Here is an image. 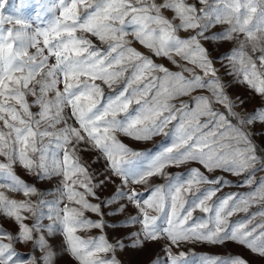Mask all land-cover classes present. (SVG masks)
<instances>
[{
    "label": "snow or ice",
    "instance_id": "6c2138e0",
    "mask_svg": "<svg viewBox=\"0 0 264 264\" xmlns=\"http://www.w3.org/2000/svg\"><path fill=\"white\" fill-rule=\"evenodd\" d=\"M33 3L36 20L45 10L59 14L47 27L33 28L22 12L31 6L28 0H19L18 4L0 0V176L9 181L0 184V189L22 192L26 197L45 194L17 175L14 168L20 165L38 181L60 177L56 189L59 196L55 201L39 202L41 207L50 204L45 217L37 205L9 198L0 191V212L14 218L19 228L13 236L0 226V264H37L34 254L27 261L14 259L17 254L12 242H31L43 252V264H52L55 252L48 237L58 232L63 234L64 249L80 264H121L117 251L143 250L149 243L162 240L165 256H157L151 264H191L188 253L173 252V248L187 243L218 247L235 244L264 260V177L255 179L257 171H264V147L253 139L264 136V104L246 115L235 111L237 102L228 95V85L203 43L235 41L236 46L215 61L226 69V75L235 76L237 83L264 98V0H214L222 8L214 7L209 0L193 4L187 0H57L51 6L44 0ZM165 10H172L173 19L179 23L165 16ZM5 11L11 14L5 15ZM5 24L11 27L5 29ZM126 24L135 25L132 33L125 30ZM222 25L227 27L211 31ZM78 30L108 47L99 48L87 36H77ZM180 30L190 35L181 37ZM130 35L132 40L128 39ZM133 40L152 55L133 47ZM30 48L35 52L30 53ZM153 56L167 58L180 71L156 63ZM53 58L55 62L49 63ZM129 67L132 72L124 79ZM122 79L124 87L105 97L102 85L111 88ZM197 90H207L210 95L193 96ZM49 93H53L51 98ZM27 95L35 97L32 105L39 111H31ZM181 96H191V101H180L178 106L171 103ZM133 103L137 105L134 115L130 111ZM244 103L240 100V107ZM216 104L223 105V110ZM172 121H177L173 143L160 150L133 149L117 135L148 141L168 135L165 129ZM256 125L262 126L260 131L250 132ZM45 137L56 138L62 158H49ZM83 151L99 153L96 160L105 162L103 178L81 160L79 153ZM189 162L199 163L206 171L191 168L186 174L171 176L165 171ZM217 170L243 176L237 187H255L227 194L213 209L207 202L221 186L232 183L225 177L206 174ZM158 176H166L168 182L153 185L144 198L136 186L148 185ZM201 184L210 187L200 192ZM108 185H115L114 193L100 200L97 191ZM188 193L200 195L189 202L185 200ZM90 198L100 202L92 203ZM118 201L122 203L109 215L134 206L136 214L119 226L139 224L137 231L115 243L104 234L88 240L76 234L78 229L116 227L103 219L101 205L109 207ZM166 201L170 212L165 211ZM186 203L190 204L187 209ZM257 203L260 209L249 218L229 223L234 213L247 212ZM197 208L214 214L190 223ZM22 209L34 217L31 225L21 215ZM86 211L101 219L86 217ZM161 215L166 226L158 223ZM256 217L261 220L253 223ZM45 218L51 223H41ZM199 264L251 262L240 253H201Z\"/></svg>",
    "mask_w": 264,
    "mask_h": 264
},
{
    "label": "rangeland",
    "instance_id": "374dc122",
    "mask_svg": "<svg viewBox=\"0 0 264 264\" xmlns=\"http://www.w3.org/2000/svg\"><path fill=\"white\" fill-rule=\"evenodd\" d=\"M44 2L51 6L52 4L57 3V0H44ZM157 3H160L161 0H156ZM189 4L197 3V0H187ZM245 0H241V3H244ZM11 3H19V0H9V4ZM28 3L31 5L30 7L24 8L22 10L23 16L25 19H28L30 23L32 24L33 28L37 25L40 27H47L48 23L52 21L56 15H58L57 12H51V11H44V14L41 16L40 20L35 19V10L36 5L33 3V0H28ZM210 4H213L214 7L222 8V5H216L214 3V0H209ZM198 7H203V5H197ZM8 5H6L7 9ZM245 10L242 8L241 12H244ZM5 15L11 14L9 11H5ZM165 16H167L170 20H173V23H179L178 19H173L175 16V13L172 10H165L163 13ZM127 19V18H126ZM255 22V18H254ZM5 29L8 27H11L9 24H5ZM18 27V26H17ZM224 27H227V25L217 26L213 29H211L212 32H219ZM135 29V25L132 24H126L125 30L129 33H132ZM31 31V29L29 30ZM77 36L84 35L87 36L89 39L92 40V43L96 45L99 48L106 49L108 47L107 43H102L99 39H97L95 36H92L89 33H83L80 30L76 33ZM178 35L181 37H186L190 35V32L180 30L178 32ZM243 37H241L242 39ZM129 40H132L131 35L128 37ZM18 43V42H17ZM204 46L209 49L210 55L213 58L215 62V66L219 70V75L221 76V79L228 85L226 88V91L228 95L237 102V106L235 108V111L241 113L242 115H246L247 113L251 112L253 108H256L260 106L261 104H264V98H262L259 94L254 93L249 89V87L245 84L237 83L236 77L232 75H226V69L224 67H221V64L218 61H215V57L219 56L221 53H224L233 47L236 46V42H217V43H210L208 41H204ZM132 46L141 51L142 53L146 55H152L151 52L145 47L139 44L136 41H132ZM30 53H34L35 49L30 48ZM47 54V53H45ZM258 55V53H256ZM156 63L163 64L167 68H169L171 71H180L179 67L171 63L170 60L164 57H152ZM54 58L50 59L49 63H54ZM183 63V62H182ZM199 71V69H197ZM132 72L131 67H129L128 71L125 73L124 79H126ZM124 79L120 80V82L113 85V87L109 88L106 85H102L104 88L105 97H107L109 94L114 95L116 92H118L121 88L124 87ZM96 83H101L100 81H96ZM62 89V85H60ZM155 89H153V92ZM152 93L149 94V97H145L146 99L150 98ZM192 95H210V93L207 90H197L196 92L192 93ZM49 98L53 96V93L48 94ZM27 101L30 105H32V102L35 100V97L31 95L26 96ZM243 100L245 101L243 107H240L239 101ZM180 101H191V96H181L173 101L171 103L179 105ZM216 108H219L223 110V105L216 104ZM137 108V105L133 103L130 106V111L135 114V109ZM31 111L37 112L39 111L38 106L32 105ZM66 114L68 110L66 109ZM124 116L123 113L120 114V118L122 119ZM69 123H75L74 120H69ZM177 124V121H172L168 127L165 129V132L168 133V135H157L152 137V139L148 141H137L134 140L128 136H125L123 134H117L118 138L125 144L129 145L131 148L136 150H146V149H153V150H160L164 147H169L173 143V140L175 138L174 136V125ZM63 125H57V129L62 127ZM261 125H256L255 127H252L249 129L250 132L255 133L260 131ZM50 131L52 129H49ZM256 144L264 147V136H254L253 137ZM227 142V141H225ZM44 144L48 145V156L51 158L53 155L56 156V158H62L63 150L59 149L57 147V140L55 137H45ZM79 156L83 162H86L89 165V169L91 172L101 174V178H103L102 173L105 167V162L103 159L96 160V158L99 156V153L96 151H83L79 153ZM95 161V162H93ZM191 168H200L202 172H205L206 170L203 168L202 165L196 162H189L184 165L178 166V167H169L166 168V173L171 176L176 173L186 174L189 169ZM17 175H19L22 179L27 181L30 184L35 185V187L38 189L40 193H45L44 195H32L26 197L22 192L17 191H11L8 189H0V191H4L5 195L9 198L16 199L17 201H29L30 203L37 205V207L45 214V217H47V214L49 212L50 204H44L42 207L40 206L39 202L41 200L51 202L55 201L59 193L56 191L57 188L60 187V177H54L52 179L44 180V181H38L36 179V176L34 174H29L25 169L20 166L16 165L14 168ZM210 176H222L225 177L227 180L232 181L231 184H225L220 187V190L216 192L215 196L211 198L207 202L208 206L212 207L213 209L218 204L219 200L227 196L229 193H244L251 191L255 185L253 186H245V187H237V182L242 180L243 176H235L226 172H223L221 170H217L212 173H206ZM261 177H264V171H257L255 173V179L257 181L260 180ZM184 179L187 178L185 175L183 177ZM168 182L166 176H158L152 178V180L149 182L148 185H137L136 190L138 192L144 193V198H146L150 193L149 189L153 185L158 184H166ZM8 178L6 176H0V184H8ZM116 183H119V180L116 181ZM200 192H203L204 190L208 189L210 185L208 184H201L200 186ZM115 191V185H108L100 190L97 191V196L100 197V200L106 199L109 196H111ZM167 195V193H165ZM199 196L200 193H188L187 196H185L186 201H191L193 196ZM91 199L92 203H99V200ZM122 203L121 201H118L117 204H114L109 207H105L104 205H101L102 211L105 213L103 216V219L106 221L108 225H117L116 227H105L103 230L101 229H90V230H77V235L82 237L85 240H88L89 238L98 237L101 234L106 235L107 239L111 243H115L117 239L124 238L128 236L131 232L137 231L140 228L139 224L131 225L127 227H121L120 222L127 219L129 215H134L137 212V209L129 205L125 212L117 214V215H109V213L114 212L115 209L119 206V204ZM231 203V202H230ZM64 205L61 204V207ZM69 206H75V205H69ZM190 206L189 203L185 204V209H187ZM260 204H253L247 212L245 211H238L234 213L231 217L228 218L230 224H234L237 221L245 220L250 217L251 213L256 212L258 209H260ZM151 211V210H150ZM166 212H170V209L167 207V201H166ZM152 214L156 215L154 211ZM181 214H185L184 212H181ZM214 213H204L200 209H196L193 211V215L191 218V221H198L201 218H207V216L212 215ZM21 215L27 217V220L25 221L29 225H31L34 222V217L27 212L26 209L21 210ZM84 215L88 218H91L92 220H98L101 219L99 215L96 213H92L91 211H86ZM261 218L256 217V219L253 221V223L260 222ZM164 216L161 215L160 220L158 221L161 226H166L164 223ZM41 223L47 225L51 223L47 218L43 219ZM0 226L3 227V229L11 233L13 236H15L19 232V228L17 226V222L14 218L6 216L3 212H0ZM64 237L62 233H55L52 236L48 237V243L51 245L52 250L55 252V256L53 258L52 264H80L78 260L73 258L65 249L63 246ZM4 242L8 243L9 240L7 237L4 238ZM13 243V248L16 252V256H14V259H17L19 261H27L29 259L30 254H34L37 258V264H43V261L40 259L43 255V252L39 249H35L33 247V244L31 242L28 243ZM163 244L164 241H160L159 243H149L143 250H132V249H126L124 251H117L116 256L121 262V264H151V262L157 257L160 256L163 258L165 256V253L163 252ZM184 251L185 253H188V259L191 261V264H199V254L206 253V254H227V253H240L245 258H247L251 264H264V260L259 258L258 256L252 255L250 252L245 250L244 248L237 247L235 244H228L226 247H218L213 246L209 244H181L179 248H173V252H179ZM192 253H196L197 255L193 256ZM108 255H111L109 253Z\"/></svg>",
    "mask_w": 264,
    "mask_h": 264
}]
</instances>
